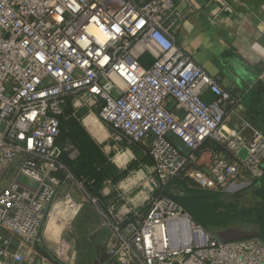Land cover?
Masks as SVG:
<instances>
[{"label":"built area","instance_id":"built-area-1","mask_svg":"<svg viewBox=\"0 0 264 264\" xmlns=\"http://www.w3.org/2000/svg\"><path fill=\"white\" fill-rule=\"evenodd\" d=\"M192 8L193 0H0V175L19 160L0 186V264H68L47 249L45 228L58 204L69 223L83 207L72 186L109 232V264H264V238L219 239L163 192L174 177L224 192L264 175V130L232 125L242 93L176 43L173 28ZM82 95L129 145L146 148L147 196L107 186L96 194L70 168L82 151L61 138L62 121ZM208 141L215 147L201 166Z\"/></svg>","mask_w":264,"mask_h":264},{"label":"rangeland","instance_id":"rangeland-1","mask_svg":"<svg viewBox=\"0 0 264 264\" xmlns=\"http://www.w3.org/2000/svg\"><path fill=\"white\" fill-rule=\"evenodd\" d=\"M146 56L148 57L149 54ZM77 99L81 101V104L78 105L74 101L69 105L64 120L63 133L65 138L73 137L81 142L83 154L93 160L94 165L100 169L99 174L101 175V180L97 183L88 184L90 179H86L87 181H85L84 186L90 187L91 185H95L98 189H102L105 186L107 188L117 187L120 191H124L129 195L130 199H133L140 190H143V195H140L141 197L147 196L152 187L148 178L152 176L153 161L146 148L142 145H129L122 134L113 130L101 119L99 112L92 106L94 102L89 97L82 95ZM89 115L94 117L103 127V130L107 132L104 140L93 136L84 126L83 121ZM124 157L131 158L123 166H119L116 158H120L121 160ZM184 179L171 183H169L171 180L169 179L164 186V190L167 191L166 194L171 196L172 199H180V205L188 212L194 207L195 215L205 227L213 228L214 231L210 233L214 236L222 240H231L234 237L259 232L258 225L245 226L243 223L237 221L235 224H221L222 222L220 223L219 217H216L213 213L214 210H228L240 218L244 217L247 213V218L251 220L259 219L258 217L261 213V217L264 218L263 211L258 212L257 207H255L256 202L262 199V196L256 190L259 184L237 191L228 190L215 195L207 193L200 195L202 193L198 191L199 189L194 182L188 178ZM142 183L146 185L144 186ZM157 192L159 193L160 191ZM109 199H112V197H107L105 201ZM205 202H209L216 209L208 204H203ZM88 203L76 215L77 217L69 223L64 217L65 212L63 216V207L66 204L62 202V204L57 205L60 207L54 210L46 224L45 237L47 249L52 253L61 250L62 257L68 264H90L92 263L94 253L102 250L106 245L105 240L92 238L93 235L88 236L92 232V229L99 225L98 220H100L93 207H90L91 205ZM216 203H220V205L216 206ZM54 224L58 227L57 234L49 232V228H52Z\"/></svg>","mask_w":264,"mask_h":264},{"label":"crops","instance_id":"crops-1","mask_svg":"<svg viewBox=\"0 0 264 264\" xmlns=\"http://www.w3.org/2000/svg\"><path fill=\"white\" fill-rule=\"evenodd\" d=\"M193 2L194 8L188 10L173 28L176 43L208 73L220 75L223 87L242 93L243 100L237 110L238 117L233 119V126L241 127L244 122H249L264 130V83L259 77L264 62V0H227L228 5L223 0ZM212 98V94L207 95V99ZM173 139L179 143L176 138ZM211 147L215 146L208 142L200 160L201 166L210 163ZM18 166L19 160L6 174L0 175L1 187L11 182ZM70 188L77 200L85 202L81 210L84 209L87 204L84 196L75 186ZM88 204L100 219L99 225L88 236L106 240L109 232L100 229L101 216L90 202ZM75 211L77 209L70 219ZM49 232L57 234L58 227L54 224ZM251 236L260 234L257 232L233 239ZM90 264H109L105 252H95Z\"/></svg>","mask_w":264,"mask_h":264},{"label":"trees","instance_id":"trees-1","mask_svg":"<svg viewBox=\"0 0 264 264\" xmlns=\"http://www.w3.org/2000/svg\"><path fill=\"white\" fill-rule=\"evenodd\" d=\"M64 120L62 121V133H61V138H65L64 136V133H63V129H64ZM68 139H71L75 142H77L81 148V151H82V145H81V142L79 140H77L76 138H68ZM70 168L72 169V171L76 174V175H83L85 176L86 178L88 179H95V182L97 183L99 180H101V175L99 174L100 173V169L97 168L96 165H94L93 163V160H91L90 158H88L85 154H81V156L79 158H77L76 160H72V161H69L68 162ZM93 168V169H92ZM93 170V171H91ZM181 180H185L184 178L182 177H174V178H171V180L169 181V183L171 182H178V181H181ZM259 184L257 186V192L260 194V196H262V199L259 200L258 202H256L257 204L255 205V207H257V211H263L264 213V175L263 177L261 178V180L259 181ZM255 184V185H257ZM90 189L91 191H93L94 193L96 194H100L98 192V187H96L95 185H91L90 186ZM199 192L202 193L200 195H203V193H207V194H210V195H215V194H218V193H221V191H217V190H209V189H201V188H198ZM165 195L167 191H163ZM168 197L172 198L171 196L167 195ZM174 200L176 202H178L179 204H181V200L178 199V198H174ZM203 204H208L210 206H212V208L216 209L215 206H213L212 204H210L209 202H205ZM216 206H219L220 203H216L215 204ZM194 209V207H193ZM193 209H190L189 210V214L193 217L194 221L197 222L199 225H201L207 232H212L214 231L213 228L211 227H205V225L200 221V219L195 215L194 213V210ZM187 211V210H186ZM214 215L216 217H219V221L221 224H224V225H227V224H235L236 221L237 222H241L243 223L245 226L247 225H258L259 227V234H260V237L264 238V218L261 217V213L259 215V219H250V218H247V213L245 214L244 217H239V216H236V214L234 213H231L230 211H216L214 210L213 211ZM239 215V214H238ZM261 217V218H260Z\"/></svg>","mask_w":264,"mask_h":264},{"label":"bare ground","instance_id":"bare-ground-1","mask_svg":"<svg viewBox=\"0 0 264 264\" xmlns=\"http://www.w3.org/2000/svg\"><path fill=\"white\" fill-rule=\"evenodd\" d=\"M76 104L80 105L81 101L78 99L75 101ZM84 126L86 127V129L96 138L100 139V140H104L107 136V132L105 130H103V127L97 122V120L92 117L91 115L87 116L84 121ZM131 153V152H130ZM123 156V155H122ZM126 156V155H124ZM131 158V157H130ZM130 158L128 157H124L123 159L120 160V158H116V162L119 164V166H123V164L128 161ZM77 207H75L74 210H76Z\"/></svg>","mask_w":264,"mask_h":264}]
</instances>
